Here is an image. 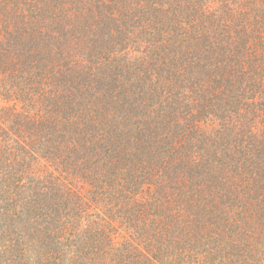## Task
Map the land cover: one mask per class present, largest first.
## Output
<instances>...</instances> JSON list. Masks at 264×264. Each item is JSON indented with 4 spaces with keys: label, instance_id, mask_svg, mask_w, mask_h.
Here are the masks:
<instances>
[{
    "label": "trees",
    "instance_id": "1",
    "mask_svg": "<svg viewBox=\"0 0 264 264\" xmlns=\"http://www.w3.org/2000/svg\"><path fill=\"white\" fill-rule=\"evenodd\" d=\"M0 264H264V0H0Z\"/></svg>",
    "mask_w": 264,
    "mask_h": 264
}]
</instances>
